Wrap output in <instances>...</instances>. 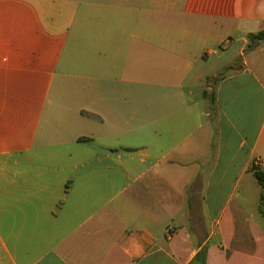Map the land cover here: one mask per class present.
Segmentation results:
<instances>
[{"label": "crops", "instance_id": "0c3cea01", "mask_svg": "<svg viewBox=\"0 0 264 264\" xmlns=\"http://www.w3.org/2000/svg\"><path fill=\"white\" fill-rule=\"evenodd\" d=\"M187 50L113 65L127 86L71 92L88 107L44 105L31 87L18 108L0 89V264H264V58L223 72Z\"/></svg>", "mask_w": 264, "mask_h": 264}, {"label": "rangeland", "instance_id": "374dc122", "mask_svg": "<svg viewBox=\"0 0 264 264\" xmlns=\"http://www.w3.org/2000/svg\"><path fill=\"white\" fill-rule=\"evenodd\" d=\"M0 8L12 13L0 27V52L6 48L5 58H12L11 66L0 68L7 74L0 89L3 100L18 108L22 102H17L16 93L31 87L42 89L39 103L44 105L88 107L93 96L71 92L127 86L116 80L122 73L113 65L125 67L136 56L174 58L176 63L184 58V50L193 58L202 49L204 58H212L210 66L223 72L240 66L242 58H264V39L251 40L248 34L264 24V0H0ZM206 9L215 10L211 18ZM190 24L199 26L192 28L198 37L185 34L184 26ZM4 37L8 47L2 44ZM210 49L214 54L206 57ZM37 58H45L44 69ZM23 73L28 74L27 82ZM110 74L113 81L98 80ZM75 120L77 137H85L84 122ZM92 144L96 146L81 139L74 146L82 151Z\"/></svg>", "mask_w": 264, "mask_h": 264}, {"label": "trees", "instance_id": "16d2710c", "mask_svg": "<svg viewBox=\"0 0 264 264\" xmlns=\"http://www.w3.org/2000/svg\"><path fill=\"white\" fill-rule=\"evenodd\" d=\"M249 38L251 40H256V41L263 40L264 39V29L256 33H251L249 35ZM252 171H253L254 178L256 179L257 183L261 187L260 199H259L260 201L259 210H260V213L264 215V168L255 166V167H252Z\"/></svg>", "mask_w": 264, "mask_h": 264}]
</instances>
